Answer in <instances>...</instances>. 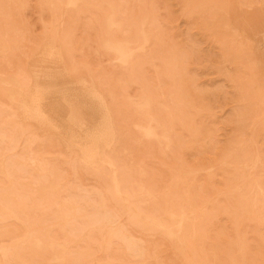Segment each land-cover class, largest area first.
<instances>
[{
  "label": "rangeland",
  "instance_id": "1",
  "mask_svg": "<svg viewBox=\"0 0 264 264\" xmlns=\"http://www.w3.org/2000/svg\"><path fill=\"white\" fill-rule=\"evenodd\" d=\"M0 264H264V0H0Z\"/></svg>",
  "mask_w": 264,
  "mask_h": 264
},
{
  "label": "bare ground",
  "instance_id": "2",
  "mask_svg": "<svg viewBox=\"0 0 264 264\" xmlns=\"http://www.w3.org/2000/svg\"><path fill=\"white\" fill-rule=\"evenodd\" d=\"M120 48H121V47H120ZM122 50H123V49H122ZM118 51L120 52V50H119V49H118ZM123 51H124V50H123ZM127 52H129V51H127ZM121 53H122V52H121ZM121 53H120V54H121ZM129 53L131 54V52H129ZM125 54H126V53H125ZM125 54L123 53V55H125ZM127 54H128V53H127ZM127 54H126V55H127ZM130 54H128V55H130ZM128 55H127V56H128ZM127 56H126V58L128 59V57H127ZM124 57H125V56H124ZM124 57H123V58H124ZM123 60H124V59H123ZM119 62H120V61H119ZM104 239H105V238H104Z\"/></svg>",
  "mask_w": 264,
  "mask_h": 264
}]
</instances>
